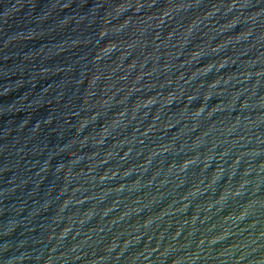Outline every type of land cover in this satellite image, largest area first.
Returning <instances> with one entry per match:
<instances>
[{
	"label": "water",
	"instance_id": "obj_1",
	"mask_svg": "<svg viewBox=\"0 0 264 264\" xmlns=\"http://www.w3.org/2000/svg\"><path fill=\"white\" fill-rule=\"evenodd\" d=\"M0 264H264V0H0Z\"/></svg>",
	"mask_w": 264,
	"mask_h": 264
}]
</instances>
